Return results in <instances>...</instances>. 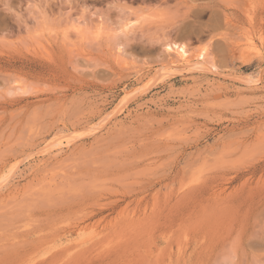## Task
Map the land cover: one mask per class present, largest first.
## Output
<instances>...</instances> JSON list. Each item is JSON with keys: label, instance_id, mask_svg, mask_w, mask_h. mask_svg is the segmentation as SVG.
I'll return each mask as SVG.
<instances>
[{"label": "rangeland", "instance_id": "374dc122", "mask_svg": "<svg viewBox=\"0 0 264 264\" xmlns=\"http://www.w3.org/2000/svg\"><path fill=\"white\" fill-rule=\"evenodd\" d=\"M0 264H264V0H0Z\"/></svg>", "mask_w": 264, "mask_h": 264}, {"label": "bare ground", "instance_id": "6f19581e", "mask_svg": "<svg viewBox=\"0 0 264 264\" xmlns=\"http://www.w3.org/2000/svg\"><path fill=\"white\" fill-rule=\"evenodd\" d=\"M41 2V1H40ZM36 5V4H35ZM38 6V5H37ZM40 9V8H39ZM44 13V12H43ZM80 18V17H79ZM78 20V19H77ZM102 20L103 19H100L99 18V21H98V25H99V28H101L102 27ZM79 22V21H78ZM132 22V21H131ZM131 22H127V23H125L124 25H123V27L125 28V29H128L131 25H130V23ZM74 23H77L76 21L74 22ZM73 23V24H74ZM79 24V23H78ZM77 25V24H76ZM80 25V24H79ZM93 26V25H92ZM104 26V25H103ZM74 27V26H73ZM76 28H77V26H75ZM75 28V29H76ZM78 28H82L81 26L79 27L78 26ZM97 28V27H96ZM123 28V29H124ZM131 28V27H130ZM120 29V28H119ZM101 30V29H100ZM100 30H97V31H99L100 32ZM78 31H79V29H78ZM97 31H95V32H97ZM111 31V30H110ZM117 31V30H116ZM120 31V30H119ZM130 31V30H129ZM103 32H107V31H103ZM75 33V32H74ZM79 34V33H78ZM82 34V33H81ZM104 34V33H103ZM80 36V35H79ZM181 49H182V51H181ZM119 51H121V46L119 45V49H118ZM165 50L167 51V53L169 54V55H175V56H173V57H175V58H169L168 59V61H169V63L172 65V66H174L175 68H183V69H185V68H195V63L196 62H198L199 64H201V65H204V64H207L208 65V62H209V59H208V56H207V53L205 52V51H200L199 53H197V54H194V53H191L190 52V49L188 48V46L185 44V43H183V42H176V41H170V42H166L165 43ZM118 55V54H117ZM209 64H210V62H209ZM198 65V64H197ZM206 65V66H207ZM213 68H215V64H213L212 63V65H211ZM207 67H209V65L207 66ZM209 68H211V67H209ZM182 69V70H183ZM210 70H213L212 68L210 69ZM187 71V70H186ZM240 76V75H239ZM61 143V142H60ZM63 144V143H62ZM64 144H66V142L64 143ZM67 231V230H66ZM66 238V237H65ZM61 239V238H60ZM72 240V239H71ZM64 241V240H63ZM84 241V240H83ZM83 241H81V242H83ZM78 242V241H77ZM70 243H72V241L70 242ZM73 243H76L75 241H73ZM79 244H81V243H79ZM74 245H76V244H74ZM86 245V244H85ZM78 246V245H77ZM76 246V247H77ZM82 246V245H81ZM81 246H79V247H81ZM84 246V245H83ZM63 247H65V246H63ZM75 247V248H76ZM74 248L72 247L71 249H69V250H73ZM76 249H79L78 247L76 248ZM74 251V250H73ZM75 252V251H74ZM74 252H72L73 254H74ZM68 253V252H67ZM72 257V256H71ZM65 260V259H64Z\"/></svg>", "mask_w": 264, "mask_h": 264}, {"label": "snow or ice", "instance_id": "6c2138e0", "mask_svg": "<svg viewBox=\"0 0 264 264\" xmlns=\"http://www.w3.org/2000/svg\"><path fill=\"white\" fill-rule=\"evenodd\" d=\"M181 51H182V49H181Z\"/></svg>", "mask_w": 264, "mask_h": 264}]
</instances>
